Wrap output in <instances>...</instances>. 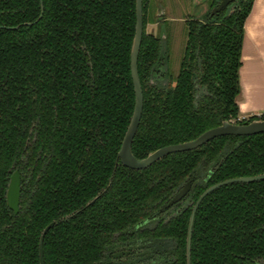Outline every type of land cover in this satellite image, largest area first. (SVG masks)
Wrapping results in <instances>:
<instances>
[{
    "label": "trees",
    "instance_id": "trees-1",
    "mask_svg": "<svg viewBox=\"0 0 264 264\" xmlns=\"http://www.w3.org/2000/svg\"><path fill=\"white\" fill-rule=\"evenodd\" d=\"M158 2L142 0L143 108L131 145L138 159L223 121L258 119L239 117L236 103L253 0H234L215 15L217 0H208L206 14L185 20L177 73ZM134 29L135 0H0V264H40V235L52 221L44 264H186L189 217L201 193L264 173V132L218 136L144 169L121 164L135 100ZM16 170L14 214L5 194ZM187 179L186 204L160 216ZM122 246L135 249L126 263L112 258ZM190 264H264V180L224 185L203 199Z\"/></svg>",
    "mask_w": 264,
    "mask_h": 264
},
{
    "label": "water",
    "instance_id": "water-1",
    "mask_svg": "<svg viewBox=\"0 0 264 264\" xmlns=\"http://www.w3.org/2000/svg\"><path fill=\"white\" fill-rule=\"evenodd\" d=\"M231 0H220L213 8L211 13L215 14L223 9H225ZM204 6L207 9L206 0H193V6ZM143 33V13H142V0H135V29L134 36L132 39L131 51H130V73L133 82L134 88V107L132 111V115L125 131V134L122 139V143L120 149L117 153V159L121 162L122 165L131 168V169H144L162 157L175 152L180 151H188L192 149H196L210 140L214 139L218 136L223 135H253L257 133L264 132V119H254L248 123L237 124L231 121H223L220 125L210 128L195 139L176 143L171 145H166L160 147L152 152H150L146 157L138 159L131 152V145L133 138L138 129V125L141 118L142 108H143V94L142 87L138 74V53L140 49L141 39ZM264 180V173L254 175V176H245V177H237L226 179L215 183L205 189L196 203L194 204L188 223L187 229V237H186V264H190V254H191V236H192V227L195 218V214L197 209L203 199L213 192L214 190L220 188L221 186L233 184V183H249ZM191 189V181L187 180L183 185L173 194V196L169 199L166 208L174 207L175 204L179 203L184 197L189 194ZM6 204L10 210L13 211L14 214H17L19 211V200H20V176L18 171H14L7 184L6 189ZM96 198V197H95ZM94 198V199H95ZM92 199L87 203L90 204L94 201ZM56 221L50 222L42 231L39 239V260L40 264H44L43 261V239L47 231L54 226Z\"/></svg>",
    "mask_w": 264,
    "mask_h": 264
},
{
    "label": "crops",
    "instance_id": "crops-1",
    "mask_svg": "<svg viewBox=\"0 0 264 264\" xmlns=\"http://www.w3.org/2000/svg\"><path fill=\"white\" fill-rule=\"evenodd\" d=\"M181 7L188 8L193 0H178ZM185 3V4H184ZM167 19L169 6L161 2ZM200 13L206 8L195 6ZM169 9V10H168ZM198 14L197 16H199ZM196 16V14H195ZM164 19V20H165ZM173 19V18H170ZM181 20L184 21L182 17ZM240 90L236 97L239 117H249L264 112V0H253L251 10L243 26L241 66L239 68Z\"/></svg>",
    "mask_w": 264,
    "mask_h": 264
},
{
    "label": "rangeland",
    "instance_id": "rangeland-1",
    "mask_svg": "<svg viewBox=\"0 0 264 264\" xmlns=\"http://www.w3.org/2000/svg\"><path fill=\"white\" fill-rule=\"evenodd\" d=\"M161 1H164V3H166L170 9L163 26L167 34L168 47L170 51L169 63L171 65L172 71L174 73H177L180 60L183 56L187 36V27L185 25V22L181 20V18L183 17L185 19L195 14L198 15L200 14V11L199 9H196V7L192 5V3H189L188 8H185L181 7L182 5L178 2V0H159L157 4H161ZM152 29L155 30V26L151 23L147 24L146 31L149 32Z\"/></svg>",
    "mask_w": 264,
    "mask_h": 264
},
{
    "label": "flooded vegetation",
    "instance_id": "flooded-vegetation-1",
    "mask_svg": "<svg viewBox=\"0 0 264 264\" xmlns=\"http://www.w3.org/2000/svg\"><path fill=\"white\" fill-rule=\"evenodd\" d=\"M206 1H208V0H206ZM220 0H217V3L219 2ZM234 0H231L230 1V3L228 4V6L226 7V8H229V6H230V4L233 2ZM162 2V1H161ZM216 3V4H217ZM215 4V5H216ZM160 6H159V8H158V10H157V12H156V14L158 15V16H163V19H165V10L163 9V7H162V5L161 4H159ZM214 5V6H215ZM213 6V7H214ZM212 7V8H213ZM225 8V9H226ZM207 10V9H206ZM204 11V12H202V13H200V16H202V15H204V14H206L207 13V11ZM224 10V9H223ZM223 10H221V11H223ZM211 11H212V9H211ZM211 11H210V14L211 15H215V14H217V13H219V12H221V11H219V12H216L215 14H212L211 13ZM192 16H195V15H192ZM191 16V17H192ZM197 16V15H196ZM190 18V17H189ZM188 18H185L184 19V22H185V20H187ZM154 26H155V30L154 29H152L151 31H149V32H151V33H155L156 32V30H157V28H158V26H157V24L156 23H154L153 24ZM162 36H164V34H162ZM187 180H190L191 181V188H192V180L191 179H187ZM186 180V181H187ZM185 181V182H186ZM184 182V183H185ZM183 185V184H182ZM181 185V186H182ZM178 190V189H177ZM191 190V189H190ZM190 192V191H189ZM188 196V195H187ZM186 196V197H187ZM186 197H184L179 203H177V204H175V206L174 207H169V208H166L165 207V205L167 204H165L164 205V207L163 208H161L160 209V216H164L168 211L171 213V214H174L175 212H177L179 209L177 208L178 207V205H181V206H184L186 203H184V200H185V198ZM199 198V197H198ZM155 221H156V219H151V220H147V221H145L144 223H155ZM133 251H135V249H128L127 247H124V246H122V247H120L118 250H116V251H114L113 253H112V258H114V259H116L119 263H126L127 261H128V259H130V257L132 256V254H133ZM126 264H129V263H126ZM131 264H134V263H131Z\"/></svg>",
    "mask_w": 264,
    "mask_h": 264
},
{
    "label": "built area",
    "instance_id": "built-area-1",
    "mask_svg": "<svg viewBox=\"0 0 264 264\" xmlns=\"http://www.w3.org/2000/svg\"><path fill=\"white\" fill-rule=\"evenodd\" d=\"M256 116L258 119H264V113H258Z\"/></svg>",
    "mask_w": 264,
    "mask_h": 264
}]
</instances>
